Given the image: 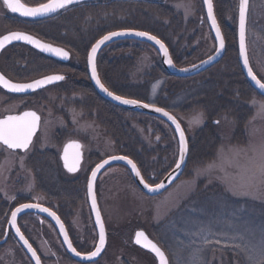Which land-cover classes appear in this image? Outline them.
<instances>
[{
	"label": "rangeland",
	"instance_id": "rangeland-1",
	"mask_svg": "<svg viewBox=\"0 0 264 264\" xmlns=\"http://www.w3.org/2000/svg\"><path fill=\"white\" fill-rule=\"evenodd\" d=\"M237 1L217 0L216 2L219 5L220 23L229 31L232 29L236 31ZM161 4L169 9L171 13L168 15L171 17L160 21L151 16L150 20L156 23L150 25L151 27L154 25V30L168 43L165 44L169 50H173L182 62L184 67H178L187 68L209 57L214 51V45L202 1L163 0ZM10 16L0 0V37L10 32L28 30L18 25L7 27L6 21ZM93 23H95L94 19H89L88 27L82 30L85 44L91 43L92 33H95L96 28H90ZM248 25L251 62L255 72L264 81V0L251 1ZM230 40L231 46L236 45V40ZM120 43L113 44L102 54V57H109L110 61L121 62V71L112 68L116 70L117 80H121L122 84L126 82L130 90L141 88L145 101H148L144 103L156 105L160 102V105L170 108L171 110H165L170 111L180 120L192 147L198 144L200 138H204L199 136L203 129L208 126L214 129L209 138L211 145L200 146V152L194 154L190 163L188 161L182 178L159 197L150 198L143 195L123 168L118 167L107 173L101 187V205L106 229L110 233V243L105 257L98 264H156L152 259L139 256L133 248L132 240L138 230L146 231L160 247L169 252L171 264H189L193 256L197 255L198 249H201L199 264H252L249 255H258V248L255 252L246 253L225 247L224 241L221 244L205 245L202 237L210 229L216 233H242L245 241L252 245H258L264 240V194L254 191L249 196L233 195L229 190L230 186L237 187L246 182L248 177L239 169L228 167L226 164L223 165L224 170H221L222 149L227 152L230 148L246 149L250 143H264V114L259 110V105L264 103V99L249 91L237 62L224 61L220 64V69L202 78L172 77L170 79L158 71L161 61L159 54L152 47L136 42ZM52 44L59 47L55 43ZM122 45L127 48L124 49ZM91 47L85 58L73 55L70 66L77 70L60 72L69 76L77 74L76 79L81 82L84 78L78 71L82 68L88 70L87 58ZM71 78L68 79L65 87L68 88L69 93L75 94L68 97L49 91L42 96V99L34 98L24 103L9 101L5 95L0 94V118L26 107L41 112L44 122L35 151L51 149L52 137L56 136L57 131L65 130L66 121L69 120L73 132L67 134L63 143L76 136H89L90 151L108 157L118 155L116 144L106 136L96 122H89L86 119L88 113L85 115L78 110V106L83 107L91 103L86 107L87 110H92V113L98 116L99 100L91 93L85 95L84 85L75 83ZM34 79L28 78L27 81ZM173 79L182 82L179 85L174 84ZM129 92L133 91H127ZM201 114H203V123H190ZM124 116L123 120L129 127L127 140L131 142V149H136L139 160L144 161L148 166L145 177L152 184L158 183L175 167L178 159V141L173 130L166 123L155 118L128 113ZM216 121L219 123L215 124ZM59 150L60 148L57 151ZM0 153V169H2L0 200L5 202L0 203L1 240L10 210L15 205L28 202L44 204L54 202L51 200L47 202L40 193H37L34 176L27 168L26 157L18 154L10 155L2 148ZM210 168L211 170L207 171ZM49 177L54 183L55 176ZM18 197L20 198L17 199ZM4 205L7 208L2 214ZM21 225L26 233L30 234L45 264H73L64 255L54 229L48 223L40 225L37 219L26 218ZM72 226L80 235L89 233L90 239L86 240V244L92 243V237L95 239L86 203H81L75 212ZM201 226L205 229L202 233L199 231ZM42 235L44 239H41ZM14 244L7 243L0 249V264H19L15 259L16 256H13L16 262L8 261L9 250ZM93 245L91 244L90 248ZM47 247L53 248L57 259ZM22 259L20 264H30L25 257Z\"/></svg>",
	"mask_w": 264,
	"mask_h": 264
},
{
	"label": "snow or ice",
	"instance_id": "snow-or-ice-1",
	"mask_svg": "<svg viewBox=\"0 0 264 264\" xmlns=\"http://www.w3.org/2000/svg\"><path fill=\"white\" fill-rule=\"evenodd\" d=\"M207 5V18L211 21V28L215 31V39L218 41V48L216 49V56H219L225 49V38L222 34L221 27L217 22L216 15L213 10V0H203ZM83 0H48L45 3H39L38 6L29 7L21 0H3V5L11 13H19L21 17H48L51 14L58 13L60 10H67L70 6L82 4ZM239 55L243 59V65L247 69V75L254 82L255 86L264 92V81L259 79L253 68L249 65V57L246 48V18L248 11V0H239ZM134 36L148 41L154 42L155 45L159 46V51L163 53L166 59V63L170 67H175L171 56L169 55L168 48L165 44L157 38L155 35H151L147 31H135V30H124V31H112L107 35H104L102 39L95 43L91 47L90 55L88 56V64L91 68V79L95 81L99 89L104 92L107 96L111 97L112 100L119 102L122 105H130L134 107L151 109L157 113H161L163 116L167 117L173 125H175V132L179 134V150H178V161L175 163V170L181 169L182 164L185 163L186 154L188 152V140L185 135V131L182 128L180 122L177 118L170 112L165 111L162 107H157L154 104L143 103L139 99H129L121 95H116L110 91L104 83H102L99 74L97 72V53L101 49V46L106 42L113 40L118 37ZM14 41L24 42L26 44L32 45L39 49L41 52L52 54L61 59H69V53L62 48L54 47L51 44L44 43L40 39H37L33 35L26 34L21 31L12 32L9 35H4L0 38V51H3L5 47L12 44ZM215 59L214 56H209L207 61L202 63L207 64ZM200 65H192V68H198ZM190 69L181 68L180 71L187 72ZM65 80L64 75H49L42 79H37L34 82L19 83L12 82L7 79L3 74H0V87L6 89L11 93H28L36 92L38 89H43L48 85L55 84L57 82ZM159 87V85H157ZM155 92V89H154ZM256 103L255 101L253 102ZM259 110L261 114H264V103L259 105ZM202 115L196 118L195 121L190 123L201 124L203 123ZM41 117L35 111H24L22 114L8 115L4 119H0V148L9 151L10 155H14L17 150L24 154L29 153L33 146V140L40 127ZM219 123V121H216ZM159 139V137H157ZM82 148L83 145L77 142L69 143L63 152L64 167L70 173H75L80 170V164L82 161ZM71 149V152L69 151ZM221 160L222 166L221 170H224L223 165L228 167L237 168L248 177L247 181L242 183L237 187H231L229 190L233 195H252L253 192H259L264 194V143H250L249 147L246 149L241 148H230L227 152L221 150ZM112 161H124L128 166H130V171L134 173L135 177H138L140 183L143 185L149 193H156L161 189L166 187L164 182L155 183V185L150 184L145 181L144 177L141 175L140 169L137 164L130 158L124 155H112L108 159H104L101 163H98L94 170L91 171L90 180L87 183V195L91 200V210L95 213V224L98 225V243L95 245L94 250L87 254H82L73 247L72 240L69 238V234L65 228L64 223L60 220V217L56 215L48 207L42 206L40 203H23L19 207H16L14 211L11 212L10 225L15 229V234L23 241L24 246L27 248L28 252L35 259V264H41L40 256L37 255L36 250L29 243L28 239L25 238L24 234L21 232L19 226H17V217L20 213L28 209H35L40 213H47L49 217L55 220L56 224L59 226V231L63 235L64 243L67 244V249L73 253L76 257L81 258L85 261H94L95 258L99 257L105 249L106 245V229L105 223L102 219L101 210L97 203V195L95 192V183L97 180L98 173L101 169L105 168V165L110 164ZM21 166H23L21 161ZM174 170V171H175ZM208 169L207 171H210ZM2 172V169H0ZM173 174H169V182L174 179ZM31 188V186H30ZM201 233L205 231L203 226H201ZM199 234V233H197ZM203 243L205 245L209 244H221L224 241L225 247H232L233 249H239L241 252H255L258 248V255H249V260L252 264H264V240H262L258 245H252L250 242H246L242 233H216L208 230L206 235H203ZM135 243L141 247L147 249L155 255L159 260V264H168V259L165 252L153 241H151L144 231H138L135 234ZM201 249L197 250V255L193 256L189 264H199V252Z\"/></svg>",
	"mask_w": 264,
	"mask_h": 264
},
{
	"label": "flooded vegetation",
	"instance_id": "flooded-vegetation-1",
	"mask_svg": "<svg viewBox=\"0 0 264 264\" xmlns=\"http://www.w3.org/2000/svg\"><path fill=\"white\" fill-rule=\"evenodd\" d=\"M152 2L155 4H161L162 0H155ZM216 2H217V0H216ZM216 2L214 3L215 15H216L217 21L221 27L222 34L224 35V38H225V54H224L222 60L218 64H216L212 68L208 69L207 71L201 73L197 77L202 78L205 75L216 72L217 69H220V64H222L224 61L227 63H236L237 62L239 69H240V72L244 76L242 69H241V65L239 63L238 24L236 23V31H234V29L229 31V29L222 26L220 23V19L218 17L219 5ZM238 4H239V0L237 1V6H238ZM250 6H251V4H250ZM249 17H250V13H249ZM237 20H238V10H237ZM203 23L204 22H202L201 25H203ZM248 24H249V20H248ZM248 27H249V25H247V50H248L250 64H251V67L253 68L251 58H250V52H249V38H248L249 29H248ZM208 28H209L212 44L214 45V51L210 56H213L216 53V49L218 48V46H217V41H216L213 33L211 32L209 25H208ZM235 37H236V39H235ZM230 39H233L232 41L236 40V45L233 48H231L233 53H235V57L226 58V56H228L227 55L228 50L230 49L229 48V43L231 41ZM110 47L106 48L104 51L108 50ZM104 51L101 53V55L99 56L98 61H97L98 73H99V77H100L102 83H104V82H103V79L100 75V69H99L100 61L102 59H104V61L110 60L109 57H102L103 56L102 54L104 53ZM32 52L34 54H36L37 56L33 57L31 54ZM5 57L7 59L6 60L7 63L5 61ZM40 57H42V58H40ZM73 57L74 56L70 57L69 62H61L59 60L44 56V55L40 54L39 52H37L36 50H34V49H32L26 45L16 44V45H13V46L6 48L0 54V73L3 74L7 79L11 80L12 82H19V83L34 82L37 79H42V78H45L49 75H57V74L58 75H64L65 80L57 82V83H55L49 87L43 88V89L38 90L36 92H33L31 94H24V95L9 93L0 87V94L5 95V97H7L9 99V101H12V102L23 101L24 103H26L27 101L34 99V98H35V100L42 99L43 98L42 96L49 91L50 92H56V93H58V95H64V96L68 97L71 94H75L73 92L69 93L68 88L65 87L68 79H70L71 77L75 83H77L79 85L80 84L84 85L83 90H84L85 95L88 93H91L90 89L86 86V84L88 85V82L91 84L89 74H88V70H87L88 79L86 80L84 78L81 82H80V80L75 78V76H77V74L76 75L71 74L69 76L66 74H62L60 72V71H65L64 69H67L66 71H70L72 69L77 70V69L72 68L70 66ZM208 58L209 57H207L206 59H208ZM206 59H204V60H206ZM204 60H202L201 62H203ZM120 66H121V62L119 61V63L117 62V67H118L117 70L121 71ZM253 71L255 72L254 68H253ZM78 72L80 75L85 77L84 73L82 72V69L79 70ZM41 74H45V75L43 76ZM255 74L257 75V77L259 79H262V78H260V76L256 72H255ZM32 77L35 79L27 81L28 78H32ZM118 83L122 84L121 80H118ZM126 98H128V97H126ZM129 99H131V98H129ZM90 104H87L83 107L78 106V110L85 113V115L88 113V118H86V119L89 122H91V121L96 122L97 126L105 132L106 136L109 137L116 144V147L118 149L117 153H119L118 155H124L123 151H122L124 148V146H123L124 136H123V126H122L123 113L122 112L124 110L116 107V109L118 110V111H115L116 115H117V117H118V115H120V116H119V119L116 121V131L117 132L115 135H112L108 129L107 116L104 112H102V111H104L103 109L108 110V108L111 109V107H109L105 104H99V108H98V106L96 107V110H97V108L99 109V115L97 116V114L94 113L95 114V116H94V114L92 113V110L88 111L86 108ZM110 106L113 107L114 105L110 104ZM75 109H76V107H75ZM24 111H35L41 117L40 127H39V129H38V131L34 137L33 146L30 149L29 153L24 154L22 152L17 151L15 154H18L21 157L27 158V168L30 170V172L34 176V183H35V188H36L37 193H40L43 196V198H45V200L47 202H48V200H51L52 202H54V203H51L52 205L49 203L48 204L47 203H45V204L40 203V204L44 207L50 208L52 211H54L56 213L57 216L60 217V220L64 223V225L67 229V232L69 234V238L72 240L73 247H75L77 249V251H80L82 254H87L90 251L94 250L95 245L98 243V234H97V231H96V228L94 225V220H93L92 212H91L90 205H89L90 199H89V196L87 195V183L90 180L91 171L95 169L96 165L98 163H101L104 159H108L110 157L104 156L101 153L98 154L95 151H90L89 150V142H90L89 136H84V137L83 136H78V137L76 136V138L66 140L63 143L62 141L65 138H67V134L70 131H71V133L73 132V128H72L73 126H71V124L69 123V120L66 121L67 128L65 130H63L62 132L57 131L56 136L52 137L51 142H52L53 147L51 149H45V150L36 149V151H35L34 148H35L36 142L38 141L37 139L39 138V135L42 131L43 122H44V119H43L44 117H43V114L41 112H38L36 109H28L26 107L24 109L23 108L20 109L17 112L8 113L5 116L1 117L0 119H4L8 115L22 114ZM111 111H112V109H111ZM128 138H129V136H128ZM72 142H77V143H80L81 145H83V148L81 150L82 151V161L80 164V170L75 172V173H70L67 171V169L64 167V161L62 159V155H63L65 147L67 146V144L72 143ZM58 148H60L59 151H57ZM3 150L9 153V151H7L5 149H3ZM31 151H33L32 155H30ZM135 151H136V149H135ZM136 152H135V154L133 153L134 156L139 155V153L137 154ZM0 155H1V153H0ZM127 157L132 159V157H130V156H127ZM118 167L125 169L127 171V173L131 176L130 172L125 167H123V166H112L108 169H105L103 172H101L97 178L96 183H95V192L97 195V203L100 207L102 217H103V213H102V205H101V201H102L101 200V187L104 184V180L106 178L107 173L109 171H111L112 169H115ZM141 174L144 177L146 182L152 184L147 179V177L144 176L142 171H141ZM53 175L55 176V182L54 183L52 182V179L50 180V177H49V176H53ZM132 180H133V178H132ZM162 180H160L159 182H161ZM153 185H155V184H153ZM140 192L143 195H145L146 197H150V196L146 195L145 193H143L141 190H140ZM19 198L20 197H18L17 199H19ZM66 201H68V203H66ZM1 203H5V202L1 201ZM81 203H86L88 205L90 220L92 222V225L94 228V234L96 236L95 239L92 237L93 241L91 244L92 245L94 244V245L91 248H90L91 244H86L87 243L86 240L90 239V237L88 235L89 233L87 234V232H86L83 235H80L72 226V222L75 218V212L78 210ZM21 204H23V203H18L17 205H15L14 208H12L10 210L9 218L11 216V212L14 211L15 208L19 207ZM26 218H35L38 220V223L40 225L48 223L54 229L55 235H56V237L60 243L61 250L63 251L66 258L73 264H82V263L75 261L74 259H72L67 254L57 229L49 220H47L44 217H41L38 215H33V214L23 216L22 218L19 219V222H18L19 227L21 229V232L24 234L25 238L28 239V241L32 245V247L36 250V252L40 256V259H41L43 264H45V263H44V259L41 255V253L39 252L37 246L35 245V243L31 239V237L29 236L30 234L28 235L26 233V230H24L23 226L21 225L22 221ZM103 220H104V218H103ZM8 222H9V219H8ZM8 222H7L6 227L4 229V235L0 241L4 240L6 237V230H7ZM105 227H106V225H105ZM106 231H107V229H106ZM138 231H144V230H138ZM144 232L151 241L156 243L155 240L153 238H151L146 231H144ZM36 237H37V235H36ZM41 239H44L43 235L41 236ZM107 239H108V243H107V248H106L105 253L97 262L92 263V264H98L99 262H101L107 253V250L109 248V243H110V233L108 231H107ZM7 243H10V244L15 243L13 245V247L11 246V248L9 250L10 251V253L8 254L9 255V258H8L9 263L19 261V264H20L21 261H23L22 258L25 257L26 259H28L29 263L32 264L31 260L29 259V257L27 256L26 252L23 250L21 245L18 243L17 239L14 237L12 232L9 233L8 240L4 245H7ZM132 245H133V248L135 249V251H137L139 253L138 254L139 256H141L145 259H152L153 261L156 262V264H158L156 257L152 253L146 251L142 247L135 244V235H134L133 240H132ZM0 247H3V246H0ZM160 248L165 252V255L169 261V264H171V258H170L169 252H167V250L164 249L163 247H160ZM48 249L53 253V256L56 257V259H57V254L55 253L53 248L52 249L48 248ZM13 256L14 257L16 256L15 257L16 261L14 260ZM58 263H59V261H58Z\"/></svg>",
	"mask_w": 264,
	"mask_h": 264
},
{
	"label": "trees",
	"instance_id": "trees-1",
	"mask_svg": "<svg viewBox=\"0 0 264 264\" xmlns=\"http://www.w3.org/2000/svg\"><path fill=\"white\" fill-rule=\"evenodd\" d=\"M28 5H36L39 3H45L48 0H22ZM214 3L216 0H213ZM171 12L168 8H166L162 4H155L149 0H112V1H103V2H97V3H90L85 4L81 6H77L71 9H68L55 17L48 19L46 21H40V22H28L24 21L18 17L10 16L7 18V27H13L18 25L22 28H27L26 32L31 33L33 35L38 36L39 38L49 41L51 43H55L59 45L60 47L65 48L68 50L72 55L81 56L83 58L86 57L87 52L89 50V47H91L92 43H94L97 39L102 37L103 35H106L109 32L112 31H118V30H140V31H147L152 35L157 36L160 38L163 42L166 43V41L154 30L152 24H155L152 20H150V17L158 18L160 21H164L169 19L171 16L168 15ZM89 19H94V22L90 28L95 27V33H92L93 37H91L92 40H90V44H85V41H83L84 36L82 33V30L84 28H87V22ZM234 20V19H233ZM235 21L237 23V18H235ZM151 23V25H150ZM87 26V27H86ZM32 28V29H31ZM94 28V29H95ZM97 32V33H96ZM121 44H127V43H121ZM168 45V43H166ZM142 45V44H141ZM123 48L125 45H122ZM145 46V45H144ZM147 46V45H146ZM231 43H229V50L226 56V58H232L235 57V53L231 50L235 45L231 46ZM139 48V47H137ZM171 56L174 61V63L177 66H182V62L177 58L176 54L173 50H171ZM32 56H37L33 52L31 53ZM42 58V57H40ZM192 65V64H191ZM158 71L160 74H162L166 78L172 79L171 76H168L165 70L162 67V64L160 62V65L158 66ZM112 68L117 69V61L116 60H108L104 61L102 59L100 61V75L103 79V82L105 85L113 91L117 95H121L124 97H131L134 99H139L143 102L145 101V97H143L141 88H134L133 90H130V86L126 82H123V84H119L118 80L116 79V70H112ZM67 70V69H64ZM82 72L84 73L83 78L86 80L87 77V70L86 68H82ZM242 74V73H241ZM161 75V77H162ZM76 78V76H75ZM242 78L244 80V83L247 85L250 92L256 94V92L251 88V86L248 84L246 79H244L243 75ZM72 79V78H71ZM73 80V79H72ZM172 83L174 84H180L182 81L173 79ZM241 81V79H239ZM83 85V84H82ZM86 86L90 89V92L92 95H95L96 99L99 100V104H105L109 107H111L108 110L103 109L106 116H107V122H108V129L109 132H111L112 135L116 134V121L119 119V116L117 117L116 112L118 111L116 107L110 106L108 102L103 100L95 91L92 84L88 82V85ZM127 91H133L127 93ZM172 92V91H171ZM257 95V94H256ZM159 107H162L164 109H170L165 105H160V102L156 104ZM171 110V109H170ZM122 116V126H123V136H124V143H123V154L125 156H130L134 160V162L138 165L139 169L142 171L144 176L147 174L146 170V163L144 161L139 160L138 156H134L135 150L131 149L130 141L127 140L129 134H128V124H126L125 120H123V117H125V114H132L136 116H142L135 113H130L127 111H123ZM146 117V116H144ZM147 118H152L148 117ZM214 127L208 126L207 128L203 129L199 136H202L204 138H200L198 140V144L192 147L190 145V155H189V163L192 161V157L196 152H200L199 147L203 145H208V147L211 145V140L209 139L212 136V131ZM202 148V147H201ZM167 175V174H166ZM165 175V176H166ZM164 176V177H165ZM163 179V178H162ZM2 200H0L1 203ZM15 207V206H14ZM13 207V208H14ZM7 206L4 205L2 207V214L5 212L4 209H6ZM2 217V215L0 216ZM2 249V247H0Z\"/></svg>",
	"mask_w": 264,
	"mask_h": 264
},
{
	"label": "water",
	"instance_id": "water-1",
	"mask_svg": "<svg viewBox=\"0 0 264 264\" xmlns=\"http://www.w3.org/2000/svg\"><path fill=\"white\" fill-rule=\"evenodd\" d=\"M3 1V0H2ZM100 1H110V0H83V3L82 4H87V3H94V2H100ZM250 2L251 0H248V11H247V18H246V48H247V25H248V18H249V10H250ZM21 3H24L22 0H21ZM202 3H203V7H204V11H205V15H206V19H207V22H208V25L211 29V32L213 33L214 37H215V31L214 29L211 28V21L207 18V5L203 2L202 0ZM25 4V3H24ZM82 4H79V5H82ZM27 5V4H25ZM29 6V5H27ZM74 6H78V5H74ZM74 6H70L69 8L71 7H74ZM29 7H34V6H29ZM7 9V8H6ZM8 10V9H7ZM213 10H214V13H215V8H214V2H213ZM65 10H60L58 13H54V14H51L50 16L48 17H37V18H31V17H21L19 15V13H11L9 10L8 12L13 15V16H16V17H19L20 19L22 20H25V21H30V22H38V21H45V20H48L56 15H58L59 13L63 12ZM218 22V21H217ZM219 24V23H218ZM118 31H124V30H118ZM135 31H139V30H135ZM11 34V33H9ZM7 34V35H9ZM27 34V33H26ZM107 35V34H106ZM152 35V34H151ZM35 37V36H34ZM2 38V37H1ZM38 39V38H37ZM102 39V37L100 38ZM99 39V40H100ZM159 39V38H158ZM99 40H97L96 42H98ZM42 41V40H41ZM217 41V40H216ZM44 42V41H42ZM95 42V43H96ZM120 42H137V43H140V44H145V45H148L150 47H152L153 49H155L157 51V53L159 54V57H160V60H161V64H162V67L163 69L165 70V72L171 76V77H175V78H181V79H190V78H194V77H197L198 75H200L201 73L207 71L208 69L212 68L213 66H215L216 64H218L224 54H225V49L223 50V52L219 55V56H216V53L213 55L215 57V59L210 62V63H207V64H204L202 62L198 63V64H195V65H200L198 68H192V66L188 67V69H190L189 71L187 72H183V71H180L181 68H179L173 61V63L175 64V67H170L167 63H166V59L165 57L163 56V53L159 51V46L158 45H155L154 42L152 41H148L146 39H142V38H138V37H134V36H125V37H118V38H114L113 40L111 41H108L106 42L104 45L101 46V49L98 51L97 53V58H96V63L98 61V58L99 56L101 55V53L108 47L112 46L113 44H117V43H120ZM163 42V41H162ZM46 43V42H44ZM164 43V42H163ZM16 44H22V45H26L34 50H36L37 52L41 53L42 55L44 56H47L49 58H53V59H56V60H59L61 62H69L70 60V53H69V59L67 60H64V59H61L59 57H56L52 54H49V53H45V52H41L39 51V49L35 48L34 46L32 45H29V44H26L24 42H19V41H14L12 44H9L5 47L8 48L10 46H13V45H16ZM165 44V43H164ZM95 45V44H94ZM93 45V46H94ZM54 46V45H52ZM166 46V44H165ZM217 46H218V41H217ZM54 47H57V46H54ZM167 47V46H166ZM60 48V47H59ZM168 48V47H167ZM4 49V50H5ZM238 49H239V9H238ZM3 50V51H4ZM3 51H0V54L3 52ZM66 51V50H65ZM169 51V49H168ZM91 52V50H90ZM90 52L88 54V56L90 55ZM247 54H248V50H247ZM169 55L171 56V53L169 51ZM249 57V55H248ZM172 58V56H171ZM173 60V59H172ZM208 59L204 60V61H207ZM239 63L241 65V69H242V72L244 74V77L246 79V81L249 83V85L252 87V89L254 91H256L263 99H264V92H261L254 84V82L251 81V79L248 77L247 75V69L244 67L243 65V59L242 57L239 55ZM249 65L251 66L250 64V60H249ZM87 66H88V74H89V78H90V81H91V84L92 86L94 87L96 93L103 99L105 100L106 102L114 105L115 107L117 108H120L124 111H128V112H131V113H135V114H139V115H144V116H148V117H152V118H155V119H158L160 121H163L164 123H166L168 126H170V128L173 130L176 138H177V141L179 140V134L177 132H175V125H173L171 123V121H169L167 119V117L163 116L161 113H157L151 109H144V108H139V107H134V106H130V105H122L120 104L119 102L117 101H114L111 99V97L107 96L104 92H102L99 87L96 85L95 81L91 79V68H90V65L88 64L87 62ZM97 72H98V68H97ZM1 74V73H0ZM99 74V73H98ZM53 85V84H52ZM51 85H48L46 87H49ZM45 87V88H46ZM2 88V87H1ZM3 89V88H2ZM5 91H7L6 89H4ZM38 90H41V89H38ZM37 90V91H38ZM8 92V91H7ZM11 93V92H9ZM33 92H28V93H21V95H24V94H31ZM13 94H18V93H13ZM115 94V93H114ZM117 95V94H116ZM144 103V102H143ZM158 107V106H157ZM165 111H168V110H165ZM170 112V111H168ZM171 113V112H170ZM172 114V113H171ZM173 115V114H172ZM175 116V115H174ZM176 117V116H175ZM178 120V119H177ZM179 121V120H178ZM180 122V121H179ZM181 124V123H180ZM215 124H217L215 122ZM182 126V124H181ZM183 128V126H182ZM184 129V128H183ZM185 131V129H184ZM37 133V132H36ZM185 135L187 137V134H186V131H185ZM187 140H188V137H187ZM68 145V144H67ZM179 146V144H178ZM18 151V150H17ZM71 152V149L69 150ZM189 153H190V149H189V141H188V152L186 154V158H185V163L182 164L181 166V169L179 170H175V167L164 177V179L161 181V182H164L166 187L164 189H161L159 190L158 192L156 193H149L146 189H144L143 185L140 183V180L138 177H135L134 173H132L130 171V166H128L126 164V162L124 161H112L110 164L108 165H105V168L104 169H101V172H103L105 169H108L112 166H123L125 167L131 174L132 178H133V181L134 183L136 184V186L143 192L145 193L146 195L150 196V197H158V196H161L162 194H164L167 190H169L174 184H176L183 176L185 170H186V167L188 165V161H189ZM63 157V155H62ZM178 161V159H177ZM138 167V166H137ZM175 170V171H174ZM100 172V173H101ZM98 173V176L99 174ZM173 174L174 175V179H171V181L169 182V174ZM142 175V174H141ZM97 176V178H98ZM97 181V180H96ZM90 199V197H89ZM90 209H91V200H90ZM99 206V205H98ZM92 212V216H93V220H94V225H95V228H96V231H97V234H98V225L95 224V213L91 210ZM30 214H33V215H38V216H41V217H44L46 218L47 220H49L54 226L55 228L57 229L59 235H60V238H61V241L63 243V246L67 252V254L72 258L74 259L75 261L79 262V263H82V264H92V263H95L97 262L102 256L103 254L105 253L106 251V248H107V243H108V239H107V231H106V245H105V249L104 251L101 253V255L97 258H95L94 261H85V260H82L81 258L79 257H76L73 253H71L68 249H67V244L64 243V238H63V235L60 233L59 231V226L56 224L55 220H53L51 217H49L47 215V213H40L38 212L37 210L35 209H28V210H25L24 212L20 213L17 217V226H19L18 222H19V219L22 218L23 216H26V215H30ZM11 217V216H10ZM103 219V217H102ZM104 221V220H103ZM66 228V227H65ZM106 229V227H105ZM67 230V229H66ZM12 232L14 237L17 239L18 243L21 245V247L23 248V250L26 252L27 256L29 257V259L31 260L32 264H35V259L31 256V253L28 252L27 248L24 246L23 244V241H21L19 239V237L15 234V229L11 227L10 225V218H9V222H8V226H7V230H6V237L4 240L0 241V246H3L7 240H8V236H9V233ZM136 244V243H135ZM140 246V245H138ZM141 247V246H140ZM143 248V247H142ZM145 249V248H143ZM146 251H148L147 249H145ZM150 252V251H148ZM151 253V252H150ZM153 254V253H152ZM38 255V254H37ZM154 255V254H153ZM155 256V255H154ZM157 261H158V264H159V260L158 258H156ZM41 264L42 261H41ZM168 264H169V261H168Z\"/></svg>",
	"mask_w": 264,
	"mask_h": 264
}]
</instances>
